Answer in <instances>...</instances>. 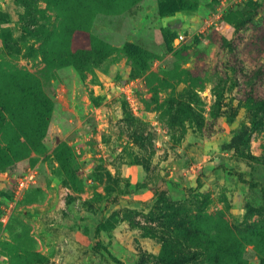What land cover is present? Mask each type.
Segmentation results:
<instances>
[{
    "label": "rangeland",
    "instance_id": "obj_1",
    "mask_svg": "<svg viewBox=\"0 0 264 264\" xmlns=\"http://www.w3.org/2000/svg\"><path fill=\"white\" fill-rule=\"evenodd\" d=\"M219 1L0 0V264H264V0Z\"/></svg>",
    "mask_w": 264,
    "mask_h": 264
},
{
    "label": "built area",
    "instance_id": "obj_2",
    "mask_svg": "<svg viewBox=\"0 0 264 264\" xmlns=\"http://www.w3.org/2000/svg\"><path fill=\"white\" fill-rule=\"evenodd\" d=\"M246 1L248 0H220L214 14L210 16L209 18H207L206 23L208 25L217 23V19H220L221 16L225 13V11L228 8L235 6V5L242 4ZM183 39H184V34L179 33L178 36H175L174 43H179ZM33 179H34V172L32 171L29 174L26 173V174L20 175V177L17 180L16 191H15L17 195H19L22 190L29 187ZM7 218H8V214H6L3 217V220L6 221Z\"/></svg>",
    "mask_w": 264,
    "mask_h": 264
},
{
    "label": "trees",
    "instance_id": "obj_3",
    "mask_svg": "<svg viewBox=\"0 0 264 264\" xmlns=\"http://www.w3.org/2000/svg\"><path fill=\"white\" fill-rule=\"evenodd\" d=\"M40 121H42V120L40 119ZM42 124H43V121H42ZM42 124H40V125H42ZM39 130L41 131V130H43V128H39Z\"/></svg>",
    "mask_w": 264,
    "mask_h": 264
}]
</instances>
